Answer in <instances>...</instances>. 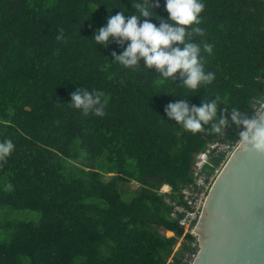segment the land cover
Here are the masks:
<instances>
[{"label": "trees", "instance_id": "16d2710c", "mask_svg": "<svg viewBox=\"0 0 264 264\" xmlns=\"http://www.w3.org/2000/svg\"><path fill=\"white\" fill-rule=\"evenodd\" d=\"M204 3L200 26L213 51L203 56L215 79L193 93L179 73L161 82L143 60L134 69L112 62L127 43L96 49L94 32L120 10L132 13L130 0H0V141L15 145L0 163V211L42 215L5 223L0 264L181 263L173 249L184 231L166 200L179 199L194 155L222 136L186 132L165 110L219 97L223 138L236 143L243 128L231 109L251 118L264 94V0ZM160 4L154 11L167 19ZM77 88L104 94L103 117L68 106ZM130 183L138 188L123 192Z\"/></svg>", "mask_w": 264, "mask_h": 264}, {"label": "clouds", "instance_id": "9594fccd", "mask_svg": "<svg viewBox=\"0 0 264 264\" xmlns=\"http://www.w3.org/2000/svg\"><path fill=\"white\" fill-rule=\"evenodd\" d=\"M163 2L168 14L167 19L154 11L161 7L160 0H130L134 11L132 13L127 11L126 14L120 10L116 15L110 16L107 25L95 31L91 40L96 44V49L97 46L107 48L113 41L121 45L127 43L122 54L117 56L115 52L112 53L115 58L112 62L126 69H134L140 67V61L143 60V68H154L161 82L172 81L175 74L179 73L182 86L195 93L203 86L210 85L215 79L214 73L206 71L203 56L204 53L211 54L213 51V46L203 40L206 33L200 26L206 5L204 0ZM153 20L158 23H153ZM62 31L61 29V35H58L57 39L63 38ZM194 36L198 37L201 43H189ZM103 95L102 92H93L89 89L82 91L77 88L68 106L79 110L85 117L89 115L103 117L106 107V101L102 100ZM219 104V97L204 101L200 106L191 107L185 99H179L169 103L165 111L167 119L174 120L186 132L192 134L206 132L209 135L223 137L229 121L224 114L217 116ZM254 104L257 106L256 109L249 107L255 113L251 118L248 111L233 107L231 122L243 128L240 139L257 153L264 154V124L259 123L264 120V112L259 110L264 108V94L257 95ZM209 125L210 128L206 127ZM14 148L11 140L0 141V163L7 160ZM7 187L10 188L11 185ZM171 261L172 258L168 264Z\"/></svg>", "mask_w": 264, "mask_h": 264}, {"label": "water", "instance_id": "95a60500", "mask_svg": "<svg viewBox=\"0 0 264 264\" xmlns=\"http://www.w3.org/2000/svg\"><path fill=\"white\" fill-rule=\"evenodd\" d=\"M195 234L192 264H264V154L242 139L207 195Z\"/></svg>", "mask_w": 264, "mask_h": 264}, {"label": "built area", "instance_id": "2783aa9c", "mask_svg": "<svg viewBox=\"0 0 264 264\" xmlns=\"http://www.w3.org/2000/svg\"><path fill=\"white\" fill-rule=\"evenodd\" d=\"M256 108L257 106L254 105L253 109ZM263 109L260 108L259 110L262 112ZM240 143L241 139L233 143L223 137L208 142L202 151L194 155L191 165L192 181L182 187L179 199L167 201L172 207L170 219L176 221L178 226L184 231L183 236L178 240V245H180L177 253L180 254V264H192L195 259L199 246L195 230L201 217L205 200L222 169L221 167L227 163L229 157ZM186 235H189L191 240L186 239Z\"/></svg>", "mask_w": 264, "mask_h": 264}, {"label": "rangeland", "instance_id": "374dc122", "mask_svg": "<svg viewBox=\"0 0 264 264\" xmlns=\"http://www.w3.org/2000/svg\"><path fill=\"white\" fill-rule=\"evenodd\" d=\"M224 166H222L221 168H223ZM110 178H111V176L107 175L106 179H110ZM137 188H138L137 184L130 183L126 186H123L122 190H123V192H127V191L136 190ZM162 191L166 192V193H163ZM160 192H162V194L169 195L171 193V190L168 189L167 191H164L163 189H161ZM166 201H168V198ZM2 211H7L9 213L6 216H1ZM41 218H42L41 213L36 212V211H27V210L13 211L10 209H2L0 211V240H6V241L8 240V234L5 232V229H4L5 223H7V222H18V221L38 223V222H40ZM160 231L163 234V236L167 237L165 235V232L163 231V229ZM177 245H178V242L173 249V253H177L179 251L178 247L180 244L178 246Z\"/></svg>", "mask_w": 264, "mask_h": 264}, {"label": "bare ground", "instance_id": "6f19581e", "mask_svg": "<svg viewBox=\"0 0 264 264\" xmlns=\"http://www.w3.org/2000/svg\"><path fill=\"white\" fill-rule=\"evenodd\" d=\"M162 189H163L164 191H167L169 188H168L167 186H164Z\"/></svg>", "mask_w": 264, "mask_h": 264}]
</instances>
